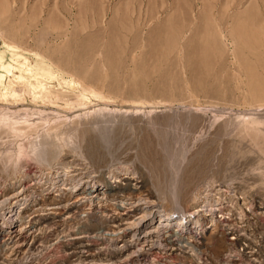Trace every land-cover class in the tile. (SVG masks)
I'll list each match as a JSON object with an SVG mask.
<instances>
[{
	"label": "rangeland",
	"instance_id": "rangeland-1",
	"mask_svg": "<svg viewBox=\"0 0 264 264\" xmlns=\"http://www.w3.org/2000/svg\"><path fill=\"white\" fill-rule=\"evenodd\" d=\"M0 264H264V0H0Z\"/></svg>",
	"mask_w": 264,
	"mask_h": 264
},
{
	"label": "bare ground",
	"instance_id": "bare-ground-1",
	"mask_svg": "<svg viewBox=\"0 0 264 264\" xmlns=\"http://www.w3.org/2000/svg\"><path fill=\"white\" fill-rule=\"evenodd\" d=\"M18 203V201H15L14 202V204H13V207H17V204ZM1 204H2V202H1ZM15 205V206H14ZM9 219H11V221L12 220H16V218H17V209L16 210H10L9 211ZM184 215V213H182V215L181 216H179L177 219H173V216H172V214L171 213H169V212H164V213H160L159 214V220H158V222L159 223H161V224H163V225H169V224H172V225H174L176 228H177V230L178 229H181V228H183L184 226H186V224L187 223H189V224H191V225H193L194 226V228L195 227H197L198 225H200L201 226V220H196V218H195V220L194 221H191V218L188 220V221H186V223H185V220H186V218H185V216H183ZM194 216V215H193ZM195 217V216H194ZM190 229V228H189Z\"/></svg>",
	"mask_w": 264,
	"mask_h": 264
}]
</instances>
